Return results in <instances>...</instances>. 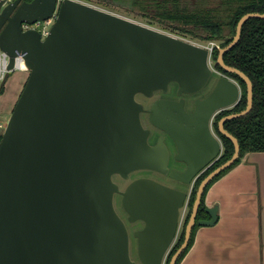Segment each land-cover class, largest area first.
Segmentation results:
<instances>
[{
	"label": "water",
	"instance_id": "95a60500",
	"mask_svg": "<svg viewBox=\"0 0 264 264\" xmlns=\"http://www.w3.org/2000/svg\"><path fill=\"white\" fill-rule=\"evenodd\" d=\"M53 18L44 36L38 26ZM251 18L264 13L242 16L218 55L248 86L246 109L219 121L235 153L201 182L185 240L169 264H177L196 223L218 221L217 207L206 208L210 219L197 220L205 189L240 156L225 123L251 112L254 84L224 56ZM0 49L9 57L1 87L22 62L29 71L0 140V264H165L191 191L151 177L121 190L114 176L149 170L193 184L223 154L212 119L238 104L241 85L222 75L188 111L184 96L200 93L214 77L213 50L80 0H0ZM172 84L179 100L160 97L145 108L137 99L168 93ZM143 112L169 134L184 171L170 169L163 138L150 143ZM116 194L129 222L144 223L133 234L137 259Z\"/></svg>",
	"mask_w": 264,
	"mask_h": 264
},
{
	"label": "trees",
	"instance_id": "16d2710c",
	"mask_svg": "<svg viewBox=\"0 0 264 264\" xmlns=\"http://www.w3.org/2000/svg\"><path fill=\"white\" fill-rule=\"evenodd\" d=\"M32 1V0H28ZM184 0H153L147 2V10L157 18L163 17L172 20L175 29L189 33L201 39L208 41L222 40L220 48L215 47L212 53V59L215 61V67L227 75L237 79L242 87V96L238 104L233 108L223 110L216 119L215 126L223 139L224 151L222 156L196 181V185L190 201L188 203V213L184 221L181 234L169 252L166 263L169 264L173 255L181 247L185 240L186 227L192 214V209L197 196V190L201 182L217 167L228 161L235 153L234 143L223 135L219 130V121L226 115L241 112L248 105V86L245 80L236 73L226 71L218 63V55L221 48L228 46L236 35V29L242 16L249 12L264 13V0H243L239 5L232 9L229 21L222 22L216 18V9L214 7L198 6L188 7ZM162 23H165L162 21ZM171 26V25H170ZM226 28L228 31L226 32ZM225 62L244 71L253 81L254 84V106L251 112L242 117L228 120L225 128L232 133L240 143V156L237 161L228 169L223 171L219 176L210 182L205 189L201 207L199 209L197 220L207 215L205 197L211 185L221 178L228 171L237 166L243 157L250 152H264V19L251 18L243 26L242 36L238 44L224 56ZM176 85V84H175ZM177 86V85H176ZM4 86H0V93ZM2 134H0V140ZM198 223L194 226L192 236L187 248L183 251L178 259L180 264L187 252L192 246L194 233Z\"/></svg>",
	"mask_w": 264,
	"mask_h": 264
},
{
	"label": "crops",
	"instance_id": "0c3cea01",
	"mask_svg": "<svg viewBox=\"0 0 264 264\" xmlns=\"http://www.w3.org/2000/svg\"><path fill=\"white\" fill-rule=\"evenodd\" d=\"M21 71L27 69L13 73L19 77ZM205 203L218 208V221L196 228L180 264H264V152L247 153L211 185Z\"/></svg>",
	"mask_w": 264,
	"mask_h": 264
},
{
	"label": "rangeland",
	"instance_id": "374dc122",
	"mask_svg": "<svg viewBox=\"0 0 264 264\" xmlns=\"http://www.w3.org/2000/svg\"><path fill=\"white\" fill-rule=\"evenodd\" d=\"M86 3H89L91 5H94L96 7H99L101 9L122 15L124 17H127L129 19L135 20L137 22L146 24L148 26L154 27L156 29H159L161 31L179 36L181 38H184L188 41L203 45V46H210L213 42L220 46L222 40H212L208 41L205 39H201L200 37H196L194 35H191L189 33H185L181 30L175 29L174 25L172 24V20L159 17L157 18L155 15H152L146 8H147V2L151 3L153 0H80ZM240 1L243 0H184L185 5L188 7L191 6H198V8L195 9H202V7H214L216 9V18H218L222 22L229 21V16L232 12V9L237 5H239ZM164 21L165 23H162ZM171 25V26H170ZM51 27V25H50ZM228 29L226 28V32ZM211 65L215 67V61L211 60ZM28 70V69H27ZM1 72V69H0ZM12 79L8 80L6 84L4 85L3 91L0 93V123H3L5 125V128L7 126L8 120L12 114V111L24 89V86L26 84V81L29 77V71L24 72L21 71V73L15 75V73L12 72ZM18 78V80H17ZM217 75H214L213 79L209 83V87L205 88L203 91H201L199 96H205L208 91L212 88V86L215 84V81L217 79ZM2 82V81H1ZM0 82V86H1ZM177 86L175 84H172L170 87V91L168 93L163 92H156L155 96L153 98H147L143 95H138L137 99L145 104H148L151 102L152 99L157 98L158 96L162 95L165 97H176L178 96L176 94ZM193 101L194 96L188 97V106L189 108H193ZM233 108V107H232ZM8 110V111H7ZM4 111V112H1ZM5 128H0V134H3ZM224 151V148H223ZM140 177H151L156 180H159L160 182L175 186V188H182L181 185L174 183L171 179L166 178L164 175L149 171V170H140L137 172H134L130 175L129 179H123L122 177H115V181L118 182L122 188H124L130 181L140 178ZM176 182V181H175ZM192 186L187 185L184 189L187 191H190ZM120 201V200H119ZM121 203V202H120ZM120 205V204H119ZM121 206V205H120ZM188 206H186L182 210V219H181V227L179 230V233L177 235V238L174 242V244L177 242L181 231L183 229L184 221L188 213ZM142 226V223L139 221L137 223L132 224L131 228L133 230L140 229ZM172 245V248L174 246ZM171 248V249H172ZM171 251V250H170ZM131 254L134 259H137V244L131 245Z\"/></svg>",
	"mask_w": 264,
	"mask_h": 264
},
{
	"label": "flooded vegetation",
	"instance_id": "af4514ba",
	"mask_svg": "<svg viewBox=\"0 0 264 264\" xmlns=\"http://www.w3.org/2000/svg\"><path fill=\"white\" fill-rule=\"evenodd\" d=\"M218 48H220V46L218 47ZM214 69H215V73H214V75H217V77L219 78L220 76H222V75H227L226 73H224V72H222V71H220L219 69H217L216 67H214ZM217 72V73H216ZM227 76H229V75H227ZM229 77H231V76H229ZM217 78V79H218ZM231 78H233V77H231ZM233 79H235V78H233ZM239 84H240V82L237 80V79H235ZM241 85V84H240ZM209 87V85L207 86V88ZM213 88H214V85L212 86V88L210 89V91H208V93L205 95V96H199V94H195V95H193L194 96V100L196 99V98H198V97H201V98H205L206 96H208L210 93H211V91L213 90ZM242 88V87H241ZM206 90V89H205ZM161 93V92H160ZM176 94H177V89H176ZM160 97H165V96H162V95H160V96H158L157 98H160ZM186 99H187V101H188V97H190L189 95H185L184 96ZM157 98H155V99H152L151 100V102H149L148 104H145V103H143L144 105H145V108H150V106H151V104L153 103V101L154 100H156ZM165 98H170V99H175V100H179L181 97H179V96H176V97H165ZM194 108V107H193ZM193 108L191 109V108H189V106H188V103H187V105H186V109L188 110V111H192L193 110ZM223 110H225V109H223ZM223 110H220V111H218L216 114H215V116L213 117V119H212V128H213V130H214V132L221 138V140H222V142H223V139H222V137L220 136V134L218 133V131H217V129H216V126H215V122H216V119H217V117L219 116V114L223 111ZM142 121H143V124H144V126L146 127V128H149L150 130H151V132H152V134H151V136H150V139H149V141H150V143L151 144H156L157 142H159V139L160 138H163V141L165 142V144L167 145V147H168V149H169V152H170V160H169V167H170V169L172 170V169H178V170H180V171H184L185 170V168H186V164L184 163V162H179V161H177L176 160V154H177V149H176V146H175V144H174V142H173V140L171 139V137L169 136V134L167 133V132H165L164 130H162V129H159V128H157V127H155L153 124H152V122H151V119H150V115H149V113H147V112H143L142 113ZM223 145H224V142H223ZM216 162V161H215ZM214 162V163H215ZM213 163V164H214ZM212 164V165H213ZM212 165H210L205 171H203L200 175H199V177H201L209 168H211V166ZM152 172H155V173H158V174H161V173H159V172H156V171H152ZM161 175H163V174H161ZM166 178H168V179H171L172 181H174V183H176V184H178L177 182H179V186L181 185V187L182 188H179L178 187V189H181V190H185L184 188L187 186V184H185V183H183V182H181V181H178V180H175V179H173V178H171L170 177V175H164ZM115 177H121V176H119V175H115L114 176V180H115ZM198 177V178H199ZM197 178V179H198ZM137 179V178H136ZM197 179H196V181H197ZM135 180V179H134ZM133 181V180H132ZM132 181H130L124 188H122L121 187V185H120V189L121 190H125L127 187H128V185L132 182ZM159 181V180H158ZM176 181V182H175ZM196 181L193 183V184H191V185H189V186H192V188L190 189V191H191V195H190V198H191V196H192V193H193V191H194V188H195V185H196ZM170 186V185H169ZM172 187H175V186H173L172 185ZM187 191V190H186ZM122 198H123V196L121 195V194H116V196H115V206H116V209H117V211L119 212V214L122 216V218L125 220V222H126V224H127V226H128V228H129V231H130V241H131V245L132 244H137V239L134 237V231L135 230H133L132 228H131V226H132V223H130L129 222V220H128V214L125 212V210H124V208H123V206H122ZM120 200V201H119ZM189 201H190V199H189ZM189 201H188V203H189ZM121 202V203H120ZM188 203H187V205H188ZM121 206H120V205ZM141 222V221H140ZM142 223V226H141V228H143V226H144V223L143 222H141Z\"/></svg>",
	"mask_w": 264,
	"mask_h": 264
},
{
	"label": "built area",
	"instance_id": "2783aa9c",
	"mask_svg": "<svg viewBox=\"0 0 264 264\" xmlns=\"http://www.w3.org/2000/svg\"><path fill=\"white\" fill-rule=\"evenodd\" d=\"M54 18L53 19H49L47 21H44L42 23H40V25L38 26V29L42 32V34L45 36L49 29L51 28L50 25L52 26L53 22H54ZM28 27L27 25L25 26V28ZM209 47L211 50L214 51L215 47H219V45L215 44L214 42L210 45V46H206ZM8 61H9V57L6 53L1 51V73H0V82L2 81V79L4 78V75L6 73V67L8 65ZM20 68V67H19ZM0 128H5V125L3 123H0ZM188 206V205H187Z\"/></svg>",
	"mask_w": 264,
	"mask_h": 264
},
{
	"label": "bare ground",
	"instance_id": "6f19581e",
	"mask_svg": "<svg viewBox=\"0 0 264 264\" xmlns=\"http://www.w3.org/2000/svg\"><path fill=\"white\" fill-rule=\"evenodd\" d=\"M20 68H22V69H28V67L26 66L25 62H22L20 64Z\"/></svg>",
	"mask_w": 264,
	"mask_h": 264
}]
</instances>
